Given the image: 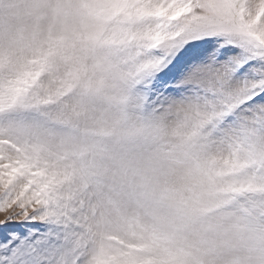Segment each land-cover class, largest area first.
Instances as JSON below:
<instances>
[{
  "label": "snow or ice",
  "instance_id": "obj_1",
  "mask_svg": "<svg viewBox=\"0 0 264 264\" xmlns=\"http://www.w3.org/2000/svg\"><path fill=\"white\" fill-rule=\"evenodd\" d=\"M0 264H264V0H0Z\"/></svg>",
  "mask_w": 264,
  "mask_h": 264
},
{
  "label": "rangeland",
  "instance_id": "obj_2",
  "mask_svg": "<svg viewBox=\"0 0 264 264\" xmlns=\"http://www.w3.org/2000/svg\"><path fill=\"white\" fill-rule=\"evenodd\" d=\"M0 218H2V216H0Z\"/></svg>",
  "mask_w": 264,
  "mask_h": 264
}]
</instances>
